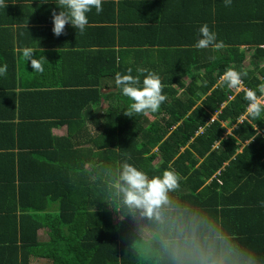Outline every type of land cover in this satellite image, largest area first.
I'll return each instance as SVG.
<instances>
[{
    "label": "trees",
    "instance_id": "trees-1",
    "mask_svg": "<svg viewBox=\"0 0 264 264\" xmlns=\"http://www.w3.org/2000/svg\"><path fill=\"white\" fill-rule=\"evenodd\" d=\"M148 2L161 5L160 0ZM216 2V8L212 3L197 5L205 21L220 22L215 29L244 25L241 17L236 22L224 4ZM174 8L171 12H179L181 5ZM216 33L226 44L220 50H198L195 43L183 41L186 47L177 50L184 53L178 68L172 51L160 47L171 70L158 74L166 99L157 112L133 117L124 112L131 101L117 87L103 91L96 85L106 71L95 80L77 76L73 85L24 84L12 50L5 48L6 58H0V65H8L7 75L0 77V264H29L32 257L51 258L53 264H169L158 259L152 263L160 254L151 253L150 239L134 229L132 220L139 213L150 217L149 228L162 233L167 249V238L182 235L177 229H154L156 222L164 221L158 212L166 214L164 208L170 207L192 211L198 199L199 209L212 212L207 218L215 229L213 237L202 238L208 245L222 244L224 250L213 264H227L225 249L236 244L226 245L231 233L218 219L237 214L230 200L246 199L242 211L264 219V116L253 119L245 99L247 90L264 83V34L251 42L242 39L255 46L248 57L250 67H245L242 42L229 38L227 30ZM113 63L110 59L107 69L113 70L108 68ZM229 68L242 74L245 90L234 93L221 86ZM91 120H97L96 132L89 127ZM222 123L236 127L225 135ZM57 124L66 125V135L52 133ZM23 127L30 137H21ZM125 163L145 170L150 178L166 169L179 174V186L152 216L123 202L116 183Z\"/></svg>",
    "mask_w": 264,
    "mask_h": 264
},
{
    "label": "crops",
    "instance_id": "crops-1",
    "mask_svg": "<svg viewBox=\"0 0 264 264\" xmlns=\"http://www.w3.org/2000/svg\"><path fill=\"white\" fill-rule=\"evenodd\" d=\"M166 1L168 0H160L161 5H150L148 0H102L103 10L100 13L97 14L95 8H92L87 14L88 24L83 33L66 24L64 32L57 36L52 31V13L60 10L58 7L61 6V0H49L47 3H41L42 0H0V58H6L4 50L8 47L15 57L18 77L22 78L24 84L40 86L45 82L73 85L77 76L95 80L100 72L106 71L103 76L96 78V85L98 84L104 91L105 89L114 90L117 87L116 74H127L128 68H132L133 76L138 74V69L168 75L171 70L168 63L163 62L166 58L160 55L162 48L172 51L171 53L176 56V68L180 67L177 60L183 59L184 53L178 54L177 50L183 44L186 47L184 42L196 43L198 27L205 23L211 24L215 32L227 30L229 38L237 43H239L238 40L242 42V39H249L250 42L259 40L264 34V26H262L264 0H232L231 6L225 9L228 10L229 16H233L231 19L236 22L238 17H241L244 25L234 27L235 24H233L225 29L222 27L215 29L220 22H216V19L207 22L199 14L200 8L197 5L208 6L212 3L215 7L216 0H170L171 3L168 6ZM217 1L220 5L224 4L223 0ZM177 4L181 5L180 11L171 12L175 10L174 6ZM157 11L164 12L160 14ZM162 29L166 31L163 32ZM242 43L239 44V48L244 52V64L245 67H250L248 57L253 53L255 46H248L246 44L248 42ZM34 44H38L46 59L43 73L32 71L30 62L26 63L21 55V51L26 46L30 47ZM262 47L264 48V44ZM110 59L117 62V64L109 65L108 68L113 70L107 69ZM191 72L195 73L196 70ZM141 79H143L142 76ZM184 79L188 81L187 77ZM232 89L234 93H238L245 90V87L242 82L239 87ZM19 90L17 88V91ZM105 106L104 97H101L99 107L103 109ZM245 115L237 120L238 123L245 119ZM148 116L150 120L154 119L153 116L149 114ZM215 118L216 116L213 115L208 121L212 122ZM96 126L97 120L96 122L91 120L89 124L91 131L96 132ZM222 126L226 128L225 135H230L236 124L222 123ZM52 133L55 136H64L67 133V127L65 124H57L53 127ZM23 134L29 136L27 127H23L21 137ZM34 151L39 152L36 149ZM240 151L241 147L237 152ZM261 192L264 197V190ZM244 201L246 199H231L230 203H234L231 205L232 209H238L237 214H234L231 219L226 216H223L222 220L218 219V224L221 225L223 222L231 233L226 245L236 244V247L231 246L230 250L225 249L226 262L227 264H264V219H258L250 210L242 211L247 207L242 205ZM193 202L196 204L192 211H189V208L170 207L164 208L168 210L166 214L158 212L164 221L156 222L154 229L165 227L167 233L177 229L182 235L175 240L167 238V249L162 233L149 228L152 227L153 222L150 217L147 218L139 213L133 218L134 229L144 238L150 239L153 247L151 253L159 252L160 254L157 257L153 256L152 263L158 259L160 263L165 260L169 264H213L216 263L217 257L222 256L224 252L222 244L208 245L207 239L202 238L209 234L214 236L212 233L215 229L209 225L210 219L208 220L212 212L207 213L199 209L197 207L199 199ZM56 206L55 202L51 208L54 209ZM261 214L264 218V211ZM189 218L194 221L191 222ZM210 223L213 225L211 220ZM171 242L175 243L171 244ZM29 264L53 263L51 258L32 257Z\"/></svg>",
    "mask_w": 264,
    "mask_h": 264
},
{
    "label": "clouds",
    "instance_id": "clouds-1",
    "mask_svg": "<svg viewBox=\"0 0 264 264\" xmlns=\"http://www.w3.org/2000/svg\"><path fill=\"white\" fill-rule=\"evenodd\" d=\"M49 0H42L47 3ZM225 7H230L232 0H223ZM58 12L52 13V31L55 35H61L65 30V25L71 26L81 33L85 31L88 24V13L95 8L96 13L102 9V0H61ZM195 49L220 50L224 48L223 41H218L217 33L211 30L208 24H203L198 29ZM21 55L24 61L30 62L32 71L43 73L45 71L43 56L38 44L30 47L26 46ZM132 68L127 69V74L117 73L115 84L121 94L131 101L125 112L133 117L134 114L147 112H157L166 97L162 94V83L160 76L147 69H138L136 76L132 75ZM8 65H0V77L7 75ZM141 76L143 79H141ZM206 86L207 81L205 80ZM242 83V74L234 68H229L221 77V86L227 88H237ZM260 93L258 95L257 93ZM245 99L248 102V114L256 120L264 116V83L257 88L249 89ZM180 176L173 169L163 170L159 175L151 178L148 173L131 163H125L116 183V187L122 194L123 202L128 206L143 210L147 216H152L161 204L167 202V194L170 190L179 186Z\"/></svg>",
    "mask_w": 264,
    "mask_h": 264
},
{
    "label": "built area",
    "instance_id": "built-area-1",
    "mask_svg": "<svg viewBox=\"0 0 264 264\" xmlns=\"http://www.w3.org/2000/svg\"><path fill=\"white\" fill-rule=\"evenodd\" d=\"M232 97L231 96H229V99H231Z\"/></svg>",
    "mask_w": 264,
    "mask_h": 264
},
{
    "label": "rangeland",
    "instance_id": "rangeland-1",
    "mask_svg": "<svg viewBox=\"0 0 264 264\" xmlns=\"http://www.w3.org/2000/svg\"><path fill=\"white\" fill-rule=\"evenodd\" d=\"M87 169H88V167H87Z\"/></svg>",
    "mask_w": 264,
    "mask_h": 264
}]
</instances>
